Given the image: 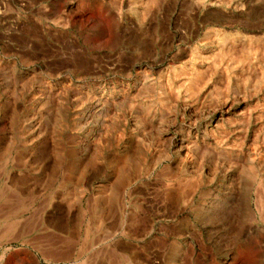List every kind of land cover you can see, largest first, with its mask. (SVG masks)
<instances>
[{
    "label": "rangeland",
    "instance_id": "rangeland-1",
    "mask_svg": "<svg viewBox=\"0 0 264 264\" xmlns=\"http://www.w3.org/2000/svg\"><path fill=\"white\" fill-rule=\"evenodd\" d=\"M0 146V264H264V0H0Z\"/></svg>",
    "mask_w": 264,
    "mask_h": 264
},
{
    "label": "bare ground",
    "instance_id": "bare-ground-1",
    "mask_svg": "<svg viewBox=\"0 0 264 264\" xmlns=\"http://www.w3.org/2000/svg\"><path fill=\"white\" fill-rule=\"evenodd\" d=\"M192 69H193V68H192ZM182 79H183V78H182ZM182 79H181V80H182ZM186 88H187V87H186ZM181 97H182V96H181ZM41 106H42V105H41ZM214 125H215V124H214ZM216 126H217V125H216ZM0 147H1V146H0ZM1 149H2V148H1ZM4 155H5V154H4ZM249 211H250V210H249ZM252 213H253V212H252Z\"/></svg>",
    "mask_w": 264,
    "mask_h": 264
},
{
    "label": "crops",
    "instance_id": "crops-1",
    "mask_svg": "<svg viewBox=\"0 0 264 264\" xmlns=\"http://www.w3.org/2000/svg\"><path fill=\"white\" fill-rule=\"evenodd\" d=\"M46 258V257H45Z\"/></svg>",
    "mask_w": 264,
    "mask_h": 264
}]
</instances>
